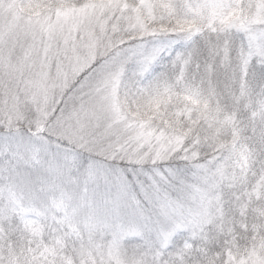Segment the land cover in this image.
Segmentation results:
<instances>
[{"label":"snow or ice","instance_id":"1","mask_svg":"<svg viewBox=\"0 0 264 264\" xmlns=\"http://www.w3.org/2000/svg\"><path fill=\"white\" fill-rule=\"evenodd\" d=\"M234 13L250 23H231ZM233 31L244 36L238 46ZM160 36L177 39L149 48L146 41ZM233 52L238 91L225 105L213 77L218 63L232 67ZM262 68L264 0H0V264H104L101 244L75 247L83 239L73 223L80 209L43 179L45 170L64 175L76 166L70 150L63 166L53 152L65 144L138 168H117L109 181L93 162L82 174L86 185H109L108 207L90 212L88 231L110 235L115 264H129L127 250L120 255L125 240L157 226V264H169L165 254L170 264H192L202 251L206 258L214 213L226 219L225 207L233 220L245 219L247 232L249 212L264 215V176L253 171L241 125L252 133L248 140L264 144V94L253 97L249 85ZM170 161L176 166L158 167ZM244 239L239 255L229 247L222 264H264V236L257 244L254 235L250 247Z\"/></svg>","mask_w":264,"mask_h":264},{"label":"clouds","instance_id":"2","mask_svg":"<svg viewBox=\"0 0 264 264\" xmlns=\"http://www.w3.org/2000/svg\"><path fill=\"white\" fill-rule=\"evenodd\" d=\"M230 22L236 25H247L250 23L248 17H242L239 13H234L230 18ZM232 39L235 42V45L238 46L241 41L244 40L243 34H237L236 31L231 33ZM169 39H177L176 37H167L160 36L155 40H147L146 44L149 48L154 45L164 46ZM183 42L177 44L175 48L177 50L183 48ZM162 64H168L169 58L167 56L161 57ZM233 69H236V80H233ZM157 72L162 71L159 66H157ZM261 75L257 79L249 78V85L253 97H260L264 94V68L259 70ZM238 58L233 52L232 54V67L225 68L219 66L217 67V75L213 77L214 84L217 89V94L220 98L222 104H229L231 102L230 93L238 91ZM252 135L251 131L248 130L246 124L241 125V139L247 140V142L252 147V156L250 164L253 168V171L257 176H264V144L256 143L255 141L248 140V137ZM65 149L70 150V154L74 155L77 160V164L74 167H71L70 171L66 168L65 174H48L46 173L43 176V179L46 183L55 185L57 191L54 193L56 196H59L60 192H63L68 197L67 204L72 207H78L80 209L79 214L74 218L73 223L78 225L82 232V241L77 239L75 242V247L79 248L81 243L88 245L90 241L101 244L102 250L104 252V264H108L109 261H112L115 264L117 256L113 253L110 254L108 250V245L110 243V235L108 233H90L88 231V225L92 221V217L89 215L90 212L94 210H104L108 207L106 203V194L109 192V185L105 181L101 180L98 183H89L85 184L82 174L87 168L89 163H99L104 166L105 170L109 173V181L116 173V169L120 168L127 173L129 168H132L133 171H138V168L135 164H128L126 160H108L104 159L101 156H97L94 152L88 151L81 148L76 144H65L64 147L60 150L53 149V152L56 153L59 151L60 156V165H64L63 157L66 155ZM148 149L145 148L142 150L141 154L147 153ZM174 167L176 166L175 161H170L166 164H159L158 167L161 169L164 167ZM143 171L150 172L153 168L151 163H145L143 166ZM21 171L27 175L30 171L29 169L21 168ZM130 175V174H129ZM38 179L35 173L32 174V180L36 181ZM249 179H252V176H249ZM34 189L39 192L41 185L33 184ZM114 190V189H113ZM231 189L225 187L222 190V195L224 196L223 203L228 204V193ZM220 192H217L216 195H220ZM174 196L179 195L174 193ZM53 194L48 195V200L51 202ZM213 202L215 204V196H213ZM236 207L235 202H233L232 208ZM261 208H264V202L261 204ZM148 215L153 217L155 221L158 218V213L156 207L152 206L147 209ZM233 214L228 207H225V216L226 219H221L219 212H215V218L218 221L214 229L209 230L208 239L205 241V247L207 249V257H204L202 251L200 258L193 260L192 264H208V260L212 261V264H222L223 255L230 247L233 255L238 256L239 253L243 250L245 246L244 237L247 235L249 239L247 244L249 247L252 245V237L256 235V243L259 244L260 236H264V215H260V209L250 211L247 217V227L248 231L245 232V219L243 217L237 216L233 220ZM105 217L100 216L99 222H103ZM114 223V221H109ZM167 223V222H165ZM223 223L226 225L223 232L220 230V224ZM258 230V233L257 231ZM227 238V242H226ZM235 241V243H233ZM158 244V226L157 229L151 233L145 232L143 239L129 238L123 242V248L121 249L120 255L124 256V250H127L126 259L129 264H134L135 260H142L144 264H157L155 253L157 251ZM237 244L239 248H237ZM67 255L69 257H74L75 253L69 248ZM165 258L171 262L172 257H169L165 254Z\"/></svg>","mask_w":264,"mask_h":264}]
</instances>
